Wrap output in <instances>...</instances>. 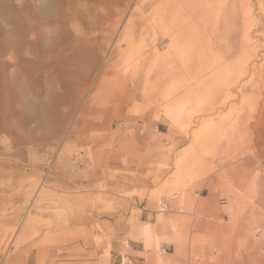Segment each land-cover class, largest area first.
<instances>
[{"label":"rangeland","instance_id":"374dc122","mask_svg":"<svg viewBox=\"0 0 264 264\" xmlns=\"http://www.w3.org/2000/svg\"><path fill=\"white\" fill-rule=\"evenodd\" d=\"M216 26L242 86L205 109L188 71ZM2 48L0 264L264 253V0H0ZM246 158L261 191L233 185Z\"/></svg>","mask_w":264,"mask_h":264},{"label":"bare ground","instance_id":"6f19581e","mask_svg":"<svg viewBox=\"0 0 264 264\" xmlns=\"http://www.w3.org/2000/svg\"><path fill=\"white\" fill-rule=\"evenodd\" d=\"M44 11L45 10H43L42 12L44 13ZM52 11H53V9L50 6H48L46 13H49V12L52 13ZM144 25H145V23H144ZM217 28H218V26L215 27L216 34L211 36V40H210L211 43L209 45H200L199 44V45H197L198 47H196L194 49V53H195L196 58H195V56H193L191 62L193 60H195V66L192 68L191 71H188V77H189L188 82L192 83L193 86L188 88L187 97L188 96L192 97L196 94L207 92L209 99H211L213 102H211L210 104H207L205 109H212L216 102L220 101L221 99L225 100L228 97L229 91L231 89L236 88V87L240 88L242 86L240 84L241 78H242V68L240 67V63H239L238 59H236L234 62H231L229 64H226L223 61V58L227 53L226 48H228L227 44H226V47L224 46L223 38H227L228 35L223 34V31L221 32V36L217 35ZM171 30H172V28H171ZM200 46L202 47L201 49H199ZM208 46H211V47L209 49H207L206 47H208ZM214 49L217 52H214L213 51ZM139 51H140V49H139ZM150 54H152V53H150ZM152 59H153V57H152ZM138 66H139V64H138ZM197 81H199V82L195 83ZM237 92L239 93L240 89H238ZM240 96H243V95L240 94ZM234 98H235V96L232 97V99H234ZM168 104H170V103H168ZM248 151L250 152V149ZM243 181H245V180H243Z\"/></svg>","mask_w":264,"mask_h":264},{"label":"crops","instance_id":"0c3cea01","mask_svg":"<svg viewBox=\"0 0 264 264\" xmlns=\"http://www.w3.org/2000/svg\"><path fill=\"white\" fill-rule=\"evenodd\" d=\"M50 4L51 3L49 1H47V2L43 1L41 3V6H44V5L50 6ZM40 10H41V13L43 14L42 11L45 10V9L42 10L40 8ZM28 51L29 52H27V53H32V52L34 54H36V53L40 54L41 53V52H38V51H30V50H28ZM0 53H4L3 48H2V51H0ZM19 53L20 52H18V49H17L15 51L16 56ZM17 58H18V56H17ZM40 60H41V57H39V62H40ZM24 61H25V59H24ZM1 67L2 66H0V69H1ZM10 75H11V78H12L13 81L18 80V77L16 78L15 74L12 73ZM251 150L252 149H250V153L249 154H251V156H253L256 159L257 156L255 157L254 156V152L251 151ZM235 158L236 157H234L232 160H234ZM256 161H257V159H256ZM257 162H259V161H257ZM199 163H200V166H204V165L207 164L206 160H204V161L200 160ZM256 166H257V163L255 164V162H253L252 159H250V158L249 159L248 158L244 159L241 164L237 165L233 169V172L236 174L235 175V179L233 180L234 181L233 185L234 186L236 185L237 187L243 189L245 187L244 183L246 181V177L248 175H253L254 179H256L258 181V189H259V191H261V189H260L261 175L257 171ZM210 170H211V167H210ZM243 180H245V181H243ZM212 187H213L214 190L216 189L215 181H210L209 185H207V188L209 190H211V191H209L210 192V194H209L210 195V199L214 200L215 195H214L213 189H211ZM260 197H263V199H264V196H262L261 194L257 198V205L259 207H261V205H262V202L260 201ZM226 198L229 201H231V199H232V197L229 194L226 195ZM240 202H241L240 198H236L235 204L239 205ZM263 203H264V200H263ZM227 240H228V238H227ZM236 245H238V248L243 250L244 246L242 244H240V243L236 244L232 240L231 241L228 240V242H225L224 244L223 243L218 244V247H219L218 255H219V257L214 259L215 264H264V253L262 255H260V254H255L253 250H244L243 251L244 255L239 257L237 253L236 254L234 253V248H236ZM132 252H133V254L140 253V252L134 251V250H132ZM223 257H225L224 260L222 259ZM177 262H178V264H180V262L181 263L183 262V259H179Z\"/></svg>","mask_w":264,"mask_h":264}]
</instances>
